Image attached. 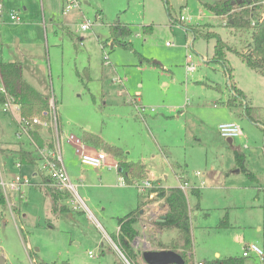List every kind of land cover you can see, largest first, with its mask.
Listing matches in <instances>:
<instances>
[{"label": "rangeland", "instance_id": "rangeland-1", "mask_svg": "<svg viewBox=\"0 0 264 264\" xmlns=\"http://www.w3.org/2000/svg\"><path fill=\"white\" fill-rule=\"evenodd\" d=\"M4 2L20 19L0 24L2 58L21 61L23 77L56 100L64 129L79 136L88 126L132 162H143L148 171L139 182L159 180L167 188L179 185L178 175L189 181L184 192L196 212L190 215L195 261L234 256L261 264L254 255L242 257V248L249 243L264 248V192L237 170L234 157V150L242 152L244 168L263 184L264 76L239 55L251 51L252 30L221 25L198 0H75L69 11L64 0ZM84 19L94 23L81 30ZM117 23L131 30L126 46L109 43L110 25ZM190 27L221 36L228 48L224 63L212 59L215 38H194ZM186 53L193 56L195 71H186ZM231 84L243 90L258 124L241 106L226 105ZM231 120L242 134L228 142L217 125ZM17 129V118L0 109V142L20 141ZM62 158L75 192L42 179L61 192V203L69 208L56 213L46 190L33 183L41 177H32L34 169L46 175L40 162L18 169L0 153L4 178L20 171L30 179L20 190L7 188L0 204L6 264H36L31 252L46 264H125L112 235L116 217L135 207L137 186L119 184L118 167L80 165L68 143ZM108 160L118 162L111 153ZM197 186L198 196L192 193ZM159 235L165 243L154 234L140 235L138 253L160 243L182 246L174 229ZM117 247L132 264H145L137 251L132 259Z\"/></svg>", "mask_w": 264, "mask_h": 264}, {"label": "trees", "instance_id": "trees-1", "mask_svg": "<svg viewBox=\"0 0 264 264\" xmlns=\"http://www.w3.org/2000/svg\"><path fill=\"white\" fill-rule=\"evenodd\" d=\"M200 4L212 12L215 15H220L226 13L229 9H231L235 4H237L240 0H198ZM253 0H241L239 4L243 5L245 3L251 2ZM259 1V0H254ZM250 9H242L239 11H235L230 16L231 22H229L228 26L235 27L237 29H244L251 31L250 25L248 22V15ZM170 15V13H169ZM174 22H178L173 19ZM182 24L181 22H178ZM189 28V27H187ZM192 31L193 37L195 38L198 35H202L205 38H215L214 52L212 59L216 61H220L224 63L225 61V51L228 49L227 44L221 38V36L217 32H202L197 31L194 28L190 29ZM131 34V30L127 26H123L119 23L110 25V39L121 45L126 46L127 42L125 38ZM251 39H252V48L251 51L247 54L239 53L241 58L251 67L264 76V20L260 22L254 30L251 31ZM23 65L21 61L17 60H4L1 57L0 52V74L2 76L3 82L9 92L14 96V98L21 104V114L24 116H32V115H41L44 111L49 108V97L38 91L32 85H30L23 78ZM227 76L230 78V70L226 69ZM231 96L228 98L226 103L230 107L241 106L243 111L242 113L252 122L257 123L256 119L252 115L253 107L249 106L244 102L245 94L242 90L234 86L230 85ZM2 98L0 97V101ZM258 124V123H257ZM261 129L263 131V139H262V147L264 150V124H261ZM42 133L45 135L43 131H35L32 133V136L36 142V144H47L52 146V140L49 138L50 136L47 134L45 138L42 136ZM47 138V139H46ZM83 139H90V135L83 136ZM92 143L96 146H99L101 143L99 138L96 136H92ZM102 148L113 154L118 158V171L119 175L123 177L126 183H132L134 180H138L137 178H143L146 175L145 165L140 162H132L127 161L123 156V151L119 147L101 144ZM14 153L17 155L18 162L22 164H31L37 161L36 157L32 155L31 151H28L23 148H19ZM234 157L237 165L239 167L237 170L245 171L250 180H256V176L253 172L248 171L243 166L244 154L238 150H234ZM157 184L156 182H153ZM45 184V183H44ZM46 186V187H45ZM44 189L46 193L50 196L53 208L55 211L66 210V206L60 204V201L64 199V196L60 191L49 188L45 184ZM149 191H156L155 196L157 198H162L166 205L165 218L163 221L156 222V225L159 228L166 229H177L179 232V239L182 242V246L177 248L176 246L166 247L161 243L162 249H172L181 254L185 264H194L193 263V241H192V233H191V225H190V209L187 200L186 193L179 186H171V187H157L151 188ZM192 193L197 195L199 194V190L197 188H192ZM150 200V199H149ZM146 201L140 200L138 206L134 209L126 213L125 215L117 218L118 225V233L112 236V240L119 245L121 251L126 253V255L132 259L136 258L137 253L135 252L131 242L138 235V231L133 227V224L137 222V218L139 216V210L142 208L143 204ZM0 204L4 206L5 198L2 192L0 191ZM226 225L225 223H222ZM183 250V251H182ZM30 256L32 259H37L36 264H46L42 260H38V257L35 256V253L31 252ZM35 262V261H34ZM68 264V263H62ZM202 264H245L243 258H238L234 256H228L224 258H215L212 261H202Z\"/></svg>", "mask_w": 264, "mask_h": 264}, {"label": "built area", "instance_id": "built-area-1", "mask_svg": "<svg viewBox=\"0 0 264 264\" xmlns=\"http://www.w3.org/2000/svg\"><path fill=\"white\" fill-rule=\"evenodd\" d=\"M64 2H66L65 11L73 9L75 0H64ZM240 2L241 0L237 4H235L231 9H229L226 13L220 15H213L214 17L220 18L221 25L228 26L229 22H231V14H233L235 11H239L242 9H250L247 19L251 28L250 30H254L256 26L264 20V0H253L243 5L239 4ZM4 14H7L9 19L15 21H19L20 19L16 12H14L13 10L7 11L3 2L0 1V18ZM185 19L186 17L180 15L181 22H183ZM93 23L94 22L89 19H84L80 23V29L86 30L91 27ZM185 68L188 72L196 70V64L193 62V56L190 53H186ZM0 97L2 98V100L0 101V109L4 112H10L13 116L17 118L18 129L16 131V135L18 136V138H21L23 136L32 145L34 156L36 157L37 161L40 162L39 169H41L46 174L45 176L49 180L54 181L57 186L68 190L70 193L71 191L75 192V188L69 180V176L63 163L62 150L60 148V145L62 143H68L73 147L76 156L82 164L94 167L96 169L103 166L115 168L118 167L117 161L108 160V154L104 150H91L80 136H77L73 133L63 132V130L61 129L59 116L56 109V102L53 97H51V99L49 100L48 110L44 111L43 114L24 116L21 114V104L6 88L1 74ZM143 110L144 108H142V111ZM217 129L220 135L226 139H234L235 137H238L242 134L241 126L236 122L219 123ZM35 131H43L47 134H50L52 146L36 144L32 136V133ZM16 165L20 166V162H17ZM196 175H199V172H196ZM177 177L179 179L178 186L183 191H185V189L190 186L189 181L184 179L181 175H178ZM120 179L124 182L123 178ZM27 183H29V180L23 177L21 174H15L12 178L6 179L4 178V176H2L0 170V191L4 195L5 199L7 188L20 190L21 186ZM132 183L137 186L139 193L147 195L148 198L153 197L156 194V191H149V189L161 186L158 183H153V181L149 179L142 180L141 182L134 180ZM262 187L264 188V183ZM115 247L121 254L125 264H132L119 251L117 245H115ZM242 249V257L254 255L259 259L261 264H264V248L258 246L255 243H249L245 244ZM196 264H202V262H197Z\"/></svg>", "mask_w": 264, "mask_h": 264}, {"label": "crops", "instance_id": "crops-1", "mask_svg": "<svg viewBox=\"0 0 264 264\" xmlns=\"http://www.w3.org/2000/svg\"><path fill=\"white\" fill-rule=\"evenodd\" d=\"M0 1H2L3 2V4H4V6H5V9L7 10V11H11L12 9H9L6 5H5V2H4V0H0ZM7 19H9L8 18V16H7V14H4L1 18H0V24H2V22L4 21V20H7ZM147 27V26H146ZM112 42V40H110V42L109 43H111ZM104 44V41H102V45ZM115 44V42H112L111 43V46H113ZM0 52H1V49H0ZM1 57H2V55H1ZM17 61H19V60H17ZM84 68H87L86 66L84 67ZM83 68V69H84ZM87 74H88V71H87ZM89 75V74H88ZM87 75V76H88ZM24 78V77H23ZM88 78H89V76H88ZM25 79V78H24ZM80 79L81 80H83V78H81L80 77ZM26 80V79H25ZM27 81V80H26ZM28 82V81H27ZM29 83V82H28ZM30 85H32L31 83H29ZM34 88H35V86L34 85H32ZM85 87H86V85H85ZM87 88V87H86ZM238 88V87H237ZM240 90H242L241 88H239ZM39 91V90H38ZM243 91V90H242ZM245 94V93H244ZM45 95V94H44ZM229 98V97H228ZM227 98V99H228ZM227 99H226V101H227ZM55 102H56V100H55ZM226 103V102H225ZM226 105L228 106V104L226 103ZM214 106H215V104H214ZM230 107V106H229ZM231 108H233V107H231ZM56 109H57V112H58V108H57V104H56ZM58 116H59V112H58ZM59 121H60V125H61V129L63 130L64 128H65V125L63 124V122H62V118H61V115H60V117H59ZM236 122L235 120H231V121H229V122ZM236 123H238V122H236ZM239 124V123H238ZM218 126V125H217ZM63 132L64 133H72V132H70V129L69 128H66V129H64L63 130ZM45 133V132H44ZM42 135H43V137L45 138V135L42 133ZM86 135H90V139H86V140H84L83 139V136H86ZM86 143H88V142H90L89 144L90 145H87L88 147H89V149H91V150H97V149H101V150H104L107 154L109 153L108 151H106L105 149H103L102 148V143L103 144H107V145H111V146H114V145H112V144H109V142H106V140L102 137V136H100L99 134H96V133H94V132H91L90 130H89V128H88V126H86L85 128H83V129H81V134L79 135ZM92 136H96V137H98L99 138V141L101 142L100 144H99V146H96L94 143H91V142H93L92 141ZM47 139V138H46ZM51 139V138H50ZM19 140L20 141H17V142H13V143H9V142H0V153L1 154H3V155H6V156H10L16 163L18 162V159H17V155H16V153H14L16 150H18L19 148H23V149H26V150H28V151H31L32 152V155L34 156V152H33V147H32V145L27 141V139H24V138H22V139H20L19 138ZM64 145V143H62L61 145H60V148H61V150H62V146ZM27 146V147H26ZM115 147H117V146H115ZM122 151H123V157L127 160V161H131L130 159H128L127 158V156H126V153L124 152V150L122 149ZM264 151V150H263ZM115 158H116V156H114ZM77 159H78V157H77ZM118 159V158H117ZM78 162L80 163V165H82V166H88V165H85V164H82L80 161H79V159H78ZM140 162V161H139ZM16 163H15V167L16 168H18V169H20V167L21 166H23V165H31V164H29V163H27V164H22V163H20V166H17L16 165ZM140 163H142V164H144L143 162H140ZM22 164V165H21ZM145 165V164H144ZM89 167H91V166H89ZM147 166L145 165V168H146ZM1 170V169H0ZM95 170H97L96 168H95ZM148 171V169L146 168V172ZM7 174V173H6ZM15 174H21L20 173V171H19V173H14V174H12V173H8L7 174V176H6V178H12ZM38 174L41 176L40 178H39V180H37V181H35V182H33L34 184H36V185H39V187H43L44 188V184H43V182H44V180H42L43 178H45L46 180H47V178H46V176L44 175V174H42V173H40V172H38V168L37 169H34L33 170V172H32V177L33 178H35L36 176H38ZM195 176H199V175H196L195 174ZM256 176V175H255ZM164 177H166V176H164ZM256 179H257V181L255 180H252V182L255 184V186L257 187V190H258V192H260V191H263L264 192V190H262V188L261 189H259V186L261 187V185H263V184H261V183H259L258 182V178H257V176H256ZM29 180V183H30V179H28ZM154 182L155 181H157L156 183H160V181L159 180H153ZM125 182H123V181H121V179H120V183L119 184H124ZM263 183H264V181H263ZM194 184H195V182H194ZM161 186H163L162 185V183L160 184ZM178 186V185H177ZM163 187H165V186H163ZM193 188H197V189H199V186H197V187H193ZM186 193V192H185ZM144 196H145V198H144ZM137 200H136V205H135V207L133 208V209H130L129 211H131V210H134L137 206H138V203L140 202V200H143V201H146L144 204H143V206H142V208L139 210V216H138V218H137V222H135L134 224H133V227L138 231V235L134 238V240L131 242V245L133 246V248L135 249V251H137V249H138V245H136L137 244V241H136V239L137 238H140V235H142V236H146V235H149V234H154L156 237H158L159 239H160V235L159 234H162L163 232H164V230H166V228H159L157 225H156V222H159V221H157V219L162 215V214H165V212H166V205H165V203H164V200L162 199V198H157L156 196H153V197H149L148 198V196L147 195H145V194H141V193H139V192H137ZM148 198V199H147ZM150 199V200H149ZM161 202H162V204H163V207H161ZM52 203V202H51ZM60 204H62L61 203V201H60ZM189 204V203H188ZM52 207H53V205H52ZM74 209H76L75 207H74ZM73 209V210H74ZM189 209H190V215H192L193 213H196V212H193V210L191 209V206L189 205ZM72 210V211H73ZM65 211H69V208L68 207H66V210H64V211H60V210H57V211H55L56 213L57 212H65ZM129 211H127L126 213H128ZM126 213H124L123 215H125ZM123 215H120V216H117L116 217V233L114 234V235H116L117 233H118V225H117V218L118 217H121V216H123ZM99 226H101L99 223H97ZM174 230H176V235L174 236V237H177L178 235H179V232H178V230L177 229H175V228H173ZM113 236V235H112ZM170 239V238H169ZM173 239H175V238H172L171 240H173ZM161 240V239H160ZM162 241V240H161ZM163 242V241H162ZM169 242V241H168ZM163 243H165V242H163ZM102 244V243H101ZM158 249H162V248H160V247H156V246H153L152 247V250H158ZM143 251V250H142ZM142 251L141 250H139V253H138V251H137V253H138V258L139 259H141V253H142ZM33 253H35V252H33ZM1 254H3V256L6 258V255L4 254V253H1ZM31 254V253H30ZM35 256H37L36 255V253H35ZM193 256H194V253H193ZM31 257V256H30ZM38 257V256H37ZM138 259V260H139ZM7 260V259H6ZM32 261V260H31ZM195 261V260H194ZM197 262H202V261H195V264L197 263ZM247 264H249V263H247Z\"/></svg>", "mask_w": 264, "mask_h": 264}, {"label": "water", "instance_id": "water-1", "mask_svg": "<svg viewBox=\"0 0 264 264\" xmlns=\"http://www.w3.org/2000/svg\"><path fill=\"white\" fill-rule=\"evenodd\" d=\"M228 142L232 139L228 138ZM165 214H162L157 221H163ZM141 259L145 264H185L182 256L172 249H146L141 253ZM0 264H6V259L3 254L0 253Z\"/></svg>", "mask_w": 264, "mask_h": 264}]
</instances>
